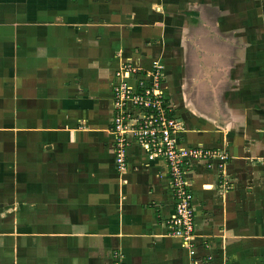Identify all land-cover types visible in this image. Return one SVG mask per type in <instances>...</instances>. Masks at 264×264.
Returning <instances> with one entry per match:
<instances>
[{
	"label": "crops",
	"instance_id": "crops-1",
	"mask_svg": "<svg viewBox=\"0 0 264 264\" xmlns=\"http://www.w3.org/2000/svg\"><path fill=\"white\" fill-rule=\"evenodd\" d=\"M259 37L264 0H0V184L13 177L1 202L22 210L8 217L24 226L16 264H264ZM156 65L178 145L226 156L191 163L193 256L168 229L165 161L135 142L125 170L115 161L112 85L152 80Z\"/></svg>",
	"mask_w": 264,
	"mask_h": 264
},
{
	"label": "built area",
	"instance_id": "built-area-1",
	"mask_svg": "<svg viewBox=\"0 0 264 264\" xmlns=\"http://www.w3.org/2000/svg\"><path fill=\"white\" fill-rule=\"evenodd\" d=\"M125 66L121 71L136 70ZM162 68V67H161ZM120 75V74H119ZM163 73H152V80H139L136 86L126 81L113 87L115 116L112 131L115 135L116 165L123 171L127 167V149L133 138L153 158L165 161L170 177V189L175 208L168 219L171 236L180 239L191 256L195 254V209L191 190V163L196 160L212 161L224 156L219 150L185 148L178 145V134L183 123L174 114L173 107L162 87ZM116 264H121L115 259ZM197 264V263H195Z\"/></svg>",
	"mask_w": 264,
	"mask_h": 264
},
{
	"label": "rangeland",
	"instance_id": "rangeland-1",
	"mask_svg": "<svg viewBox=\"0 0 264 264\" xmlns=\"http://www.w3.org/2000/svg\"><path fill=\"white\" fill-rule=\"evenodd\" d=\"M215 2H217V1H215ZM262 30H263V28L261 30H259L258 32H260ZM2 38H0V39H2ZM259 38L261 40L264 39L263 37L262 38L259 37ZM256 53H257V58H256L255 71L257 72V74H261V70L264 67V44L257 46ZM127 66H129L128 68H131L130 63H128ZM152 71H153V73L157 72V71H159L161 73L162 72L161 65H156L154 67V70H152ZM261 75L259 77H261ZM163 81H164V79L162 80V82ZM256 83H259V86H258V88H256L257 93H255V98H254L253 102H256L255 104H257V105L255 107V111H253V110L251 111L252 112L251 116H253V119L255 120L254 124L256 126H258V128H257L255 134L253 133V135H252V136H254L253 140H255L253 145L256 144L257 141H261V140L264 141V109L262 108L263 103H264V80L257 81ZM115 84H118V83H115ZM115 84L112 85V93H113V87L116 86ZM113 96H115V95L113 94ZM170 105L172 106L171 103H170ZM114 114H116V112H114ZM129 140L131 141V144H132V142H135V140L133 138H131ZM131 144H129V146ZM256 146L257 147L255 148V151L253 152L254 153L253 156H259L260 153L262 152V150H264V147H263L264 145L259 147L258 144H256ZM7 163L8 162L6 160L3 162V164L5 165L6 168H7ZM256 164L258 167H261L262 169H264V165H263L264 161L263 160L258 161V159H256V161H255V163H253V165L256 167ZM260 165H262V166H260ZM255 169L259 170L257 168H255ZM260 172L261 173H258L257 177H255L256 190H263V188H264V178L262 177L264 175H262V170ZM10 179H11V181H10ZM1 181H2L3 185L0 184V264H16L15 261L17 258V254L19 253L21 255L20 259H22L23 257H22L21 251L25 250L24 244L18 239L19 235L17 233V232H20L21 228H23L24 226H23V222L21 221V224L18 226L19 229L17 231H14L15 227H17V226L13 225L12 222L10 221V219H8V217H13L15 215L16 216H23V215H22V210L17 209L16 212L14 213V212H12L13 209L2 207L1 201L9 199L8 195H11L8 192L7 186L10 184V182L13 183V177L11 176V178H9V177L5 176L4 178H1ZM256 196H257V201H258L257 207H260V204H264L263 203L264 202V193L257 191ZM261 206H264V205H261ZM260 208L261 209L259 210V213H260L259 216L263 218L264 217V207H260ZM8 211L11 213H8ZM3 214H5V217L2 219L1 215H3ZM258 227L259 228L256 227L258 229V230H256V233L263 234L264 225L262 224ZM12 232L17 233L16 240H15V235H10ZM260 239L262 241L263 238H260ZM260 239H257V242H260ZM257 244H259V243H257ZM114 264H116V261H114ZM260 264H262V263H260Z\"/></svg>",
	"mask_w": 264,
	"mask_h": 264
}]
</instances>
